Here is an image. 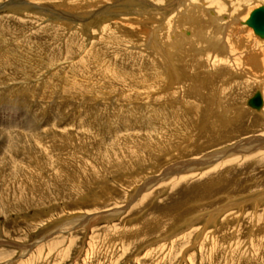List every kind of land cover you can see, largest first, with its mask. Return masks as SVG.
Masks as SVG:
<instances>
[{"label": "rangeland", "instance_id": "rangeland-1", "mask_svg": "<svg viewBox=\"0 0 264 264\" xmlns=\"http://www.w3.org/2000/svg\"><path fill=\"white\" fill-rule=\"evenodd\" d=\"M140 1L0 0V264H264V0Z\"/></svg>", "mask_w": 264, "mask_h": 264}, {"label": "bare ground", "instance_id": "bare-ground-1", "mask_svg": "<svg viewBox=\"0 0 264 264\" xmlns=\"http://www.w3.org/2000/svg\"><path fill=\"white\" fill-rule=\"evenodd\" d=\"M131 1V0H130ZM126 2V1H125ZM150 2V1H149ZM204 2V1H203ZM121 3V2H120ZM150 4V3H149ZM180 4H184L183 5V7H180L179 5ZM195 4V3H194ZM119 5V4H118ZM117 4H116V6H118ZM128 5H133L132 3H128L127 4V6ZM165 5V4H164ZM179 6L178 8H176L175 6ZM187 5V6H186ZM134 7H133V9L135 10V11H137V9L138 10H140V12L141 13H143V14H145V15H148V16H150V14H153L154 15V13H156V15H158V17L160 16L162 19H170L171 18V16L172 15H174V20H172V21H180V19H181V17L184 15L185 16V19H186V22L187 21H189V23H190V21L191 20H193V22L195 21V19H193V17H192V19H190L191 18V16L190 15H188V14H185L186 13V11L185 10H187V9H189V10H191L192 9V3H189V2H185V3H181V1L180 0H176L175 2L174 1H172L170 4H167V6H165V8L163 9V10H161L160 11V8L158 9L157 7L158 6H156V5H147V4H145V3H141V1L137 4V3H135L134 5H133ZM155 6V7H154ZM259 7H262V6H259ZM264 7V6H263ZM181 8H184L182 11H180L181 10ZM199 8V7H198ZM258 8V7H257ZM132 9V10H133ZM254 9H256V8H254ZM254 9H252V10H254ZM152 10H154V11H152ZM206 10V9H205ZM204 10V11H205ZM252 10L250 11V13L252 12ZM207 11V10H206ZM209 11V13H210V10H208ZM131 12V11H130ZM129 12V13H130ZM133 12V11H132ZM172 12V13H171ZM212 12V11H211ZM207 13V12H206ZM250 13H249V15H250ZM135 14V13H134ZM211 14H213V13H211ZM122 15V14H121ZM176 15V16H175ZM249 15H248V17H249ZM112 16V15H111ZM148 16H146V17H148ZM54 17V16H53ZM59 17V16H58ZM73 17V16H72ZM151 17V16H150ZM248 17L246 18V20H244V24H246L248 27H250L251 29H252V31H253V33L254 34H256L257 36H259L260 38H264V35H262V34H260V33H258V32H256L253 28H252V26L250 25V24H248V22H247V19H248ZM62 18H64V17H62ZM81 18H82V16H81ZM106 18V17H105ZM154 19H155V17H153ZM213 18H214V16H213ZM238 18V17H237ZM103 19V16H101V15H97L95 18H94V20H102ZM161 20V19H160ZM238 20V19H237ZM240 20V19H239ZM142 21H144V20H142ZM158 21H159V18H158ZM182 21V20H181ZM209 21H210V19H209ZM212 21V20H211ZM214 21L216 22L217 21V19H214ZM234 21H236V20H234ZM243 21V20H242ZM136 22H138V21H136ZM171 22V21H170ZM159 23H160V21H159ZM163 24H164V22H162ZM188 23V22H187ZM236 23V22H235ZM221 25V24H220ZM236 25V24H235ZM161 26V25H160ZM219 26V25H218ZM150 28V27H149ZM159 28V27H158ZM221 28V27H220ZM48 30V29H47ZM146 30H149L148 29V27L146 28ZM144 31V30H143ZM185 31V30H184ZM232 31V30H231ZM240 31V30H239ZM150 32V31H149ZM158 32V31H157ZM189 32V31H188ZM192 32V31H191ZM151 33V32H150ZM155 33V32H154ZM193 33V32H192ZM192 33H190V34H192ZM195 33V32H194ZM193 33V34H194ZM149 34V33H148ZM200 34V33H199ZM145 35V34H144ZM202 35V34H201ZM237 35V34H236ZM151 36V35H150ZM173 37H175L174 35H172ZM146 37H147V35H146ZM159 37V36H158ZM180 37V36H179ZM172 38V37H171ZM180 38H182V36L180 37ZM184 39H185V37H183ZM182 38V39H183ZM203 38V37H202ZM158 39V38H157ZM161 39V38H160ZM190 39V38H189ZM145 40V39H144ZM148 40V39H147ZM172 40V39H171ZM242 40V39H241ZM151 41H152V38L150 37V40H148L147 41V46L148 47H151L152 46V43H151ZM175 41V40H174ZM173 41V42H174ZM181 41V40H180ZM169 42H170V40H169ZM179 42V41H178ZM182 42V41H181ZM184 43V42H183ZM195 43V42H194ZM193 43V44H194ZM240 43H242V42H240ZM250 43V42H249ZM176 44H177V42H176ZM179 44H181L180 42H179ZM214 43H212L211 45H213ZM245 44V43H244ZM244 44H242L243 46H246V44L244 45ZM261 44H263V43H261ZM260 44V45H261ZM169 45H172V44H168V45H166V47L167 46H169ZM174 45V44H173ZM178 45V44H177ZM222 45V44H221ZM241 45V44H240ZM180 46V45H179ZM249 46V45H248ZM153 47H154V45H153ZM162 47H164V45L162 46ZM165 47V48H166ZM173 47V46H172ZM176 47V46H175ZM174 47V48H175ZM194 47H196L195 46V44H194ZM159 48V47H158ZM177 48V47H176ZM261 48V47H260ZM151 49V48H150ZM156 49V48H155ZM169 49V48H168ZM164 50V49H163ZM176 50V49H175ZM263 50V49H262ZM154 51V50H153ZM166 51H168V50H166ZM173 51V50H172ZM172 51H169V54H168V56H172ZM177 51V50H176ZM244 52H245V50H243ZM260 51V50H259ZM162 52V51H161ZM160 52V53H161ZM171 53V54H170ZM178 53V52H177ZM166 54V53H165ZM175 54V53H174ZM257 55V54H256ZM168 56H164L165 57V59L167 58V59H169L170 57H168ZM163 58V57H162ZM169 62V61H168ZM256 91H258V90H256ZM255 91V92H256ZM254 92V93H255ZM259 93H260V97H261V100H262V104H261V106L259 107V108H253V107H251V106H249L248 105V99L250 98V97H252L253 96V94L245 101V103H246V105L247 106H249V107H251L250 109L251 110H253V111H255V112H258V113H262L261 111H262V109H263V107H264V95H262V92L261 91H258ZM248 107V108H249ZM8 122V121H7ZM264 142V141H263ZM240 148H241V146H240ZM240 150H242V152H243V149H239V150H237L236 149V151H240ZM231 153H228L227 155H226V157H224V159L222 160V161H224L226 158L228 159V158H230L229 157V155H230ZM213 155V154H212ZM223 156V155H222ZM231 156V155H230ZM210 158H214V159H212V160H210L211 162H213V160H216L217 158L219 159V158H221V156H219V155H217L216 156V153L214 154V156H211ZM207 161H209V159H206V158H204V159H202V160H196L194 163L195 164H197V165H203L202 163L203 162H207ZM183 164V162L181 163V165ZM187 165V162L186 163H184V166H186ZM196 166V165H195ZM171 169H169V171H170ZM180 170H182L181 168H176V170H175V172H179Z\"/></svg>", "mask_w": 264, "mask_h": 264}, {"label": "water", "instance_id": "water-1", "mask_svg": "<svg viewBox=\"0 0 264 264\" xmlns=\"http://www.w3.org/2000/svg\"><path fill=\"white\" fill-rule=\"evenodd\" d=\"M247 22L256 32L264 35V7L262 6L252 10ZM261 104L262 100L260 93L256 91L253 96L248 99V105L253 108H259Z\"/></svg>", "mask_w": 264, "mask_h": 264}]
</instances>
